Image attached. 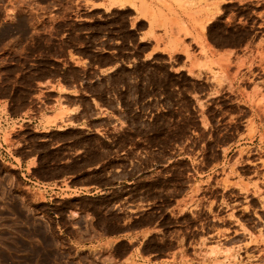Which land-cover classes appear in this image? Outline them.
<instances>
[{
	"label": "rangeland",
	"instance_id": "1",
	"mask_svg": "<svg viewBox=\"0 0 264 264\" xmlns=\"http://www.w3.org/2000/svg\"><path fill=\"white\" fill-rule=\"evenodd\" d=\"M201 2L204 6L197 14L204 16L192 25L202 35L207 32L216 47L239 46L251 37L264 39V3ZM194 4L193 0H0V264H117L127 246L99 244L95 236L97 227L101 233L121 230V221L127 224L135 213L131 209L146 208L122 206L123 196L128 202L152 203L149 212L135 214H143L141 222L160 219L187 241L197 237L198 264H264L263 126L250 124L249 141L229 158L225 149L222 155L219 151L237 142L244 131L233 121L248 115L239 106L240 99L254 109L264 105L257 88L263 74L250 69L247 82L235 93V77L217 61L200 60L211 48L184 22L173 23L174 37L165 44L170 30L161 8L173 12L177 6L193 19L187 8ZM153 10L159 12L154 25ZM134 11L136 20L148 21L147 34L162 52L151 61H139L149 45L137 39V31L146 23H129ZM153 26L159 27L157 35ZM187 38H194L199 46L198 56L194 48H187ZM103 50L115 51L126 65L116 73L100 75L98 65L110 62L96 53ZM175 51L182 54L171 56ZM67 54L70 60L51 59H65ZM73 55L87 57L93 64ZM185 60L191 64L187 72L174 73L184 69L183 65L173 68ZM261 63L258 68L263 70ZM60 73L64 82L82 85L96 106L103 102L115 107L111 118L117 123L101 135L82 129L54 130L41 137L46 141H37L25 129L26 146L36 153L37 161L31 179L16 156V130L23 127L14 122L9 129L3 125L31 105L45 104V109L54 110L47 105L55 95L41 92L35 81ZM213 85L219 89L226 85L229 92L211 91ZM251 85L254 88L248 92ZM64 89L59 86L60 92ZM41 115L47 130L63 122L65 113ZM258 144L260 148L255 147ZM243 161L249 166L238 167ZM221 163L213 178L201 177ZM66 176V190L58 197L39 187ZM134 176L138 180L129 190H107L114 191L117 206L109 205L108 196L83 200L88 189L73 188L75 196L65 195L71 185H118ZM149 247L162 252L170 246L153 241Z\"/></svg>",
	"mask_w": 264,
	"mask_h": 264
},
{
	"label": "crops",
	"instance_id": "2",
	"mask_svg": "<svg viewBox=\"0 0 264 264\" xmlns=\"http://www.w3.org/2000/svg\"><path fill=\"white\" fill-rule=\"evenodd\" d=\"M195 2L194 6L187 8L190 13H192L193 19H190L187 16V12L185 10H181L177 6H173V12H170L166 8H161L164 16H166L167 20V28L170 30L168 32L167 42L170 38L174 37L171 33V30L173 28L176 29V26L173 24L174 22H184L187 24L188 28L193 31L195 35H201L203 36L204 42L210 46L211 49L208 48V53L205 57L200 56V60L203 61L206 57L211 59L212 61H217L220 65L226 66L224 70L227 71L229 76H234L235 81L233 83L234 92L238 93L240 92V88H242L243 84L247 82V78H249V72L250 69H258L259 74H263L260 78L261 81H259V84H257V88H259L260 93L263 95L264 98V69L260 70L258 68V61L262 62L261 66H264V39L263 38H249L239 46H223V47H216L209 39L207 38V32H204V35H202L199 32L198 27L192 25L193 20L197 21L200 20L204 15L197 14V11L201 9L204 6V3L201 2V0H193ZM213 2V0H209ZM233 3V2H241V3H248V4H260L264 3V0H226L225 3ZM156 6V5H155ZM136 12L134 11V14L131 17V21L134 24L138 25L141 22H145L146 26L144 29H141L140 31H137V39L139 43H146L149 45V47L146 49L145 52H143L141 60L142 61H151L157 54L162 53L160 51L156 50V44L154 40L148 36V28L149 23L148 21L144 19H137L136 20ZM220 17L217 15L216 18ZM159 18V12L156 10H153V14L150 16L151 24H155L158 21ZM213 20V21H214ZM264 22V19H261ZM213 21L207 26L209 27ZM242 24H246L248 27V22L243 20L241 22ZM137 27V26H136ZM206 27V28H207ZM157 26H153L154 32L156 33ZM129 29H133V26H129ZM147 30V31H146ZM145 36V39H144ZM188 41L186 43L187 48H194L195 55L200 54V48L195 43V41L191 38H187ZM162 46L159 47L161 49ZM74 52L73 50H71ZM75 53V52H74ZM96 53L100 54L101 57H103L105 60H109L110 62H104L103 64H97L98 70L100 75H106L111 74L117 69L121 68L123 65H126L123 58L116 56L115 51L112 50H103L101 52ZM263 56V58L259 59V56ZM166 54V53H165ZM182 54L179 51L171 52V56H176ZM76 58L79 59L80 62L86 63L87 65L93 64L92 60L87 57H81L77 55H73ZM52 61L58 62L61 60H70L69 55H66L65 59H58V58H51ZM254 60V63L249 67V62ZM73 62V61H72ZM62 63V62H59ZM74 63V62H73ZM76 65V64H75ZM183 65L184 69H180L176 71L175 69L179 66ZM260 66V67H261ZM191 64L185 60V63L179 64L177 67L173 68L175 70L174 73H180V72H187V68H190ZM104 70L103 73L100 71ZM195 72H197L196 69H194ZM201 77H206L203 75V72H201ZM197 79V77H196ZM41 83V85H40ZM35 84L40 88V91L43 93H53L55 95L54 102L48 104V107H53L54 110L48 111L44 108L46 106L45 104L43 106H40L37 104L36 106H28L25 108L23 112H21L19 115L10 116L7 120V124L5 123L3 126L7 125L6 129H9L11 124L13 125V122L16 123V127L18 125H21L23 129H20L18 127V130L16 132L19 134L18 138L16 139L19 141L18 148L16 151L18 153L16 156L21 159V164L19 167L23 168L25 171L31 172V179H34L35 177V171L37 169V161L35 159L36 153L32 150L31 147H27L29 140H27L25 137L26 135L23 134L25 129L30 130L37 138V141H46L47 139L41 138L42 136H45L46 134H49L51 131H60L65 132L70 129H82L84 131H87L88 134H98L101 135L103 132L107 131L109 127L112 125H116V120L111 118L112 115H115V107H110L106 104L99 103L98 106L95 105V102L92 100V95L85 91L82 85L71 83H66L63 81L60 76L55 74L53 77H43L37 81H35ZM59 86L65 88L63 92L59 91ZM53 87V88H51ZM254 88L253 85L250 86V91L252 92V89ZM210 90H220V92H229L226 85L221 89H219L218 86H212ZM82 98H86L88 100L87 104L82 102ZM59 100V101H57ZM56 101V102H55ZM239 106L245 107L246 111L248 112V115L245 118L237 119L234 118L233 121L241 124L244 128L243 133L241 134V137L238 138L237 142L230 143L226 146L220 147L219 151L222 155L224 149L227 154V158L230 157L231 154H234L239 149L244 148V143L249 141V134H248V126L250 124H254L256 126H263L261 131H264V105L260 107L259 109H254V107H251L248 103H245L243 99L241 98L238 102ZM37 108V109H35ZM56 110V111H55ZM44 114L46 116L52 117L59 113H65L63 122H58L56 126H52L45 130L42 127V115ZM229 121V119H227ZM69 122H72L74 125H69ZM62 125V129H59L58 126ZM260 133V129H258ZM256 139V138H254ZM247 147V146H246ZM255 147L260 148L261 146L256 145ZM26 154V157H23L20 154ZM246 161H243L239 164L238 167H247L249 166L246 164ZM15 167H17L15 165ZM222 168V163L219 165H215L211 168H209L207 171L202 172L201 177L207 178V177H214L215 174L219 172V170ZM250 173H254L255 169H252L250 166ZM100 167L97 168L99 170ZM197 173V172H196ZM251 175L245 176V178H248ZM138 180V176L130 177L126 180L120 181V184L116 185L115 188L122 189L126 188V190H129L132 185ZM69 178L66 176L65 178L56 179L51 182H43L45 186L39 187L42 189H48L51 190V196L58 197V194L60 191H65V185L64 183H68ZM119 183V182H117ZM32 184H35V182H32ZM212 188H214V185H210ZM79 189L84 190L88 189V192L82 193L83 195H88L92 198H95L98 193L102 194V191L99 186L90 184L86 186H75L71 185L69 186V189L65 192V195L75 196L74 193H72V189ZM104 189H109V187L104 186ZM47 190V191H48ZM124 200L121 201L122 206H129L132 208H136L137 206H146V208H136L131 209V211L135 212L133 216H131L130 221L126 224L121 221V230L116 232H108V233H101L99 231V227H97V235L95 236V242L99 244H109L112 247H116L118 245H125L127 246V250L123 256L116 259L117 264H198L197 261V237L193 240H186L185 237H181L180 235L176 234L175 229H172L170 226L167 228L164 226L160 219H156L153 222H141L142 213L137 214V211L146 210V212H149L151 209L150 204L148 203H137V201L134 202H128V196H123ZM119 203V202H118ZM118 203L115 205L117 206ZM153 206V205H152ZM145 212V213H146ZM140 221V222H139ZM194 232H197V225H194L193 228ZM208 236H212V234H208ZM157 242L159 244H165L169 245L166 250L162 252L150 250L149 244L151 242ZM115 254V252H113Z\"/></svg>",
	"mask_w": 264,
	"mask_h": 264
},
{
	"label": "trees",
	"instance_id": "3",
	"mask_svg": "<svg viewBox=\"0 0 264 264\" xmlns=\"http://www.w3.org/2000/svg\"><path fill=\"white\" fill-rule=\"evenodd\" d=\"M141 60V57L139 58V61ZM119 69H117L116 71H114L115 73L118 71ZM113 72V73H114ZM101 103H103V102H101ZM103 104H105V103H103ZM93 185H96V186H99L100 187V189H101V191H102V194L101 193H98L97 195H95L96 197L95 198H92V197H90V196H88V195H85V196H81V198L83 199V200H93V199H96V200H98V199H100V198H102V197H109L110 199H112V201L110 202V206H113L114 204H116V203H118L117 202V200H114L113 199V197H112V193L116 190V188H115V186H116V183H113V184H111V185H104V184H100V183H93ZM104 186H106V187H109V189H104ZM107 190H114V191H111V192H107Z\"/></svg>",
	"mask_w": 264,
	"mask_h": 264
}]
</instances>
